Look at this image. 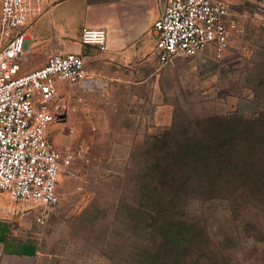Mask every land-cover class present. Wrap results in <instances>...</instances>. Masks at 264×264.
Returning <instances> with one entry per match:
<instances>
[{"label": "rangeland", "instance_id": "rangeland-1", "mask_svg": "<svg viewBox=\"0 0 264 264\" xmlns=\"http://www.w3.org/2000/svg\"><path fill=\"white\" fill-rule=\"evenodd\" d=\"M230 15L240 32L222 57H176L148 87L100 88L83 110L82 89L61 82L50 140L59 149L84 142L88 152L62 168L59 201L44 220L42 207L23 211L27 236L40 245L37 264H147L162 217L138 211L141 176L159 143L219 137L235 151L225 174L249 172L255 162L254 172L264 170V2L231 6ZM240 182L213 189V198L197 187L182 197L177 218L204 232L186 264H264V183Z\"/></svg>", "mask_w": 264, "mask_h": 264}, {"label": "built area", "instance_id": "built-area-1", "mask_svg": "<svg viewBox=\"0 0 264 264\" xmlns=\"http://www.w3.org/2000/svg\"><path fill=\"white\" fill-rule=\"evenodd\" d=\"M44 1L0 0V194L42 207V220L59 201L62 168L88 152L84 142L59 149L49 137L60 117L61 82L87 79L84 56L55 53L42 66L19 73L23 31L41 15ZM230 11L225 0H168L153 25L160 65L176 57L197 58L209 50L222 57L230 39L240 32ZM106 40L104 28H85L80 38L83 45L100 50L106 49Z\"/></svg>", "mask_w": 264, "mask_h": 264}, {"label": "crops", "instance_id": "crops-1", "mask_svg": "<svg viewBox=\"0 0 264 264\" xmlns=\"http://www.w3.org/2000/svg\"><path fill=\"white\" fill-rule=\"evenodd\" d=\"M167 1L45 0L41 15L23 31L25 50L19 58V73L42 66L55 53H81L88 74L85 81L77 83L82 89L78 107L83 110L90 108L100 88L148 87L150 81L165 74L155 53L157 35L153 25ZM225 1L240 10L247 9L249 2H264ZM85 28L106 29L105 50L80 42ZM67 85L63 84L64 91ZM64 96L67 101L71 99L70 95ZM27 206L13 202L6 193L0 194V264L38 263L40 245L27 236L29 215L23 212Z\"/></svg>", "mask_w": 264, "mask_h": 264}, {"label": "trees", "instance_id": "trees-1", "mask_svg": "<svg viewBox=\"0 0 264 264\" xmlns=\"http://www.w3.org/2000/svg\"><path fill=\"white\" fill-rule=\"evenodd\" d=\"M228 142L217 137L195 142L185 139L155 146L152 163L141 176L145 204L138 207L142 217L147 213L162 217L158 228L155 226L160 239L148 252L147 264H186L192 258L204 232L197 224L178 219L175 210L182 197L192 192L194 187L208 188L210 198H213L216 197L213 189L222 185L224 189L230 182L237 184L241 180L237 186L240 189L264 183V170L253 171L257 167L256 162L249 172L225 174L226 156L235 152Z\"/></svg>", "mask_w": 264, "mask_h": 264}]
</instances>
